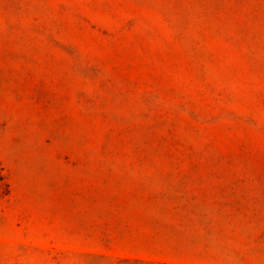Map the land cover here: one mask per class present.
Wrapping results in <instances>:
<instances>
[{
    "label": "rangeland",
    "instance_id": "rangeland-1",
    "mask_svg": "<svg viewBox=\"0 0 264 264\" xmlns=\"http://www.w3.org/2000/svg\"><path fill=\"white\" fill-rule=\"evenodd\" d=\"M0 264H264V0H0Z\"/></svg>",
    "mask_w": 264,
    "mask_h": 264
}]
</instances>
